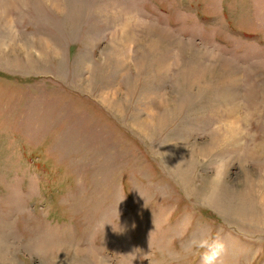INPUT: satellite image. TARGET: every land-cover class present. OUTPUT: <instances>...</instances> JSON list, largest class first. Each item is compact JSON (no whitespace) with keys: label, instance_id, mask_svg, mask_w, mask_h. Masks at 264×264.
Listing matches in <instances>:
<instances>
[{"label":"rangeland","instance_id":"rangeland-1","mask_svg":"<svg viewBox=\"0 0 264 264\" xmlns=\"http://www.w3.org/2000/svg\"><path fill=\"white\" fill-rule=\"evenodd\" d=\"M0 264H264V0H0Z\"/></svg>","mask_w":264,"mask_h":264},{"label":"clouds","instance_id":"clouds-1","mask_svg":"<svg viewBox=\"0 0 264 264\" xmlns=\"http://www.w3.org/2000/svg\"><path fill=\"white\" fill-rule=\"evenodd\" d=\"M207 259H210V258H207Z\"/></svg>","mask_w":264,"mask_h":264}]
</instances>
